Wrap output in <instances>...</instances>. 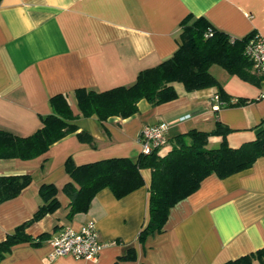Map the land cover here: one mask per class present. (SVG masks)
Returning <instances> with one entry per match:
<instances>
[{"label": "crops", "instance_id": "obj_1", "mask_svg": "<svg viewBox=\"0 0 264 264\" xmlns=\"http://www.w3.org/2000/svg\"><path fill=\"white\" fill-rule=\"evenodd\" d=\"M189 14L206 18L231 37L251 31L264 36V0H0V128L32 133L40 116L52 111L49 98L57 93L66 95L77 126L41 156L0 159V175H31L16 196L0 202V240L32 216L41 203L42 183L56 186L60 203L27 225L33 242L15 244L0 264H224L264 246V157L226 177L206 176L170 208L163 230L144 242L138 234L148 219V168L140 170L144 184L125 196L116 198L102 188L86 212L67 216L69 198L62 187L71 180L64 167L68 157L76 165L135 158L141 129L160 121L169 125L162 146L167 150L174 135L192 128L209 132L216 120L230 128V146L254 138L264 118V80H243L215 64L209 70L226 93L247 98V103L213 109L216 87L187 91L176 82V98L156 105L140 99L129 117L100 122L94 115H80L76 88L102 91L132 84L140 70L173 54L180 22ZM82 130L92 144L78 138ZM221 139L210 135L207 146L217 147ZM88 223L104 243L96 260L50 257L49 238L56 231L79 230ZM41 233L47 235L34 242Z\"/></svg>", "mask_w": 264, "mask_h": 264}, {"label": "trees", "instance_id": "obj_2", "mask_svg": "<svg viewBox=\"0 0 264 264\" xmlns=\"http://www.w3.org/2000/svg\"><path fill=\"white\" fill-rule=\"evenodd\" d=\"M255 33L251 31L240 38L231 37L215 28L206 18L189 14L180 22L178 46L173 54L155 66L140 70L132 84L102 91L76 88L74 95L80 115H94L100 122L111 116L129 117L138 110L140 99L156 105L176 98V82L182 83L187 91L216 87L218 108L241 106L248 99L227 94L209 68L217 64L240 79L253 83L264 80V75L252 69L244 53L246 43ZM49 104L52 111L40 116V126L28 135H17L0 128V159H32L41 156L54 142L77 130L74 121L76 115L65 94L52 95ZM255 128L254 138L238 146L228 144L226 134L230 128L216 120L209 132L192 128L174 135L171 146L164 153L160 152V148H154L149 153L140 152L135 158L114 156L79 165L68 157L64 167L71 180L62 187L69 198L67 216L70 219L76 213L86 212L92 198L102 188H109L116 198L125 196L144 184L140 170L148 168V219L138 234V240L144 242L147 236L163 230L170 208L194 192L206 176L215 174L226 177L250 167L257 158L264 157V118ZM76 135L81 141L92 144L93 138L87 131L82 130ZM210 135L221 136L217 147L207 146ZM30 181L31 175L28 173L0 175V202L16 196ZM56 194L57 188L53 183L40 185L41 203L32 216L0 240V260L15 244L33 242L34 238L26 232V227L59 207ZM46 235L39 234L34 242H39ZM126 256L132 257L131 253ZM254 262L264 264V246L224 264Z\"/></svg>", "mask_w": 264, "mask_h": 264}, {"label": "built area", "instance_id": "obj_3", "mask_svg": "<svg viewBox=\"0 0 264 264\" xmlns=\"http://www.w3.org/2000/svg\"><path fill=\"white\" fill-rule=\"evenodd\" d=\"M244 53L251 62L252 69L264 75V36L255 33L246 43ZM264 96V93H262ZM212 108L219 105L218 94L212 96ZM169 125L160 121L145 125L139 132L140 152L149 153L154 148H160L167 143ZM50 257L70 255L74 258L96 260L99 250L104 243L99 239L98 232L92 223H88L79 230L64 227L56 231L50 238Z\"/></svg>", "mask_w": 264, "mask_h": 264}, {"label": "rangeland", "instance_id": "obj_4", "mask_svg": "<svg viewBox=\"0 0 264 264\" xmlns=\"http://www.w3.org/2000/svg\"><path fill=\"white\" fill-rule=\"evenodd\" d=\"M215 65H216V67H219V68H221L219 65H217V64H215ZM222 69H223V68H222ZM161 148H162V150L160 149V150H161V152H166V151H167V149H166L165 147H164V148H163V147H161Z\"/></svg>", "mask_w": 264, "mask_h": 264}]
</instances>
